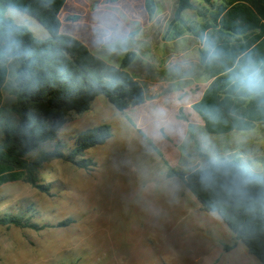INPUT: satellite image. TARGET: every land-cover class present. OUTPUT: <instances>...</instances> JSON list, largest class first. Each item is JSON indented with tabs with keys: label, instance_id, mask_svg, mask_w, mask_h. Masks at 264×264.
<instances>
[{
	"label": "rangeland",
	"instance_id": "rangeland-1",
	"mask_svg": "<svg viewBox=\"0 0 264 264\" xmlns=\"http://www.w3.org/2000/svg\"><path fill=\"white\" fill-rule=\"evenodd\" d=\"M175 1L155 0L151 15L142 0L64 1L60 31L114 66L132 51L125 70L145 98L117 110L98 94L87 110L70 112L53 139L26 154L28 160L66 154L79 131L109 126L107 139L81 153L88 168L58 156L41 162L37 180L46 191L21 179L0 185V216L36 225H0V264H260L214 212L199 208L177 176L167 175L169 167L186 172L232 156L264 173V123L221 134L197 122L177 125L209 81L198 62L203 42L188 28L198 32L220 0H190L194 8L180 12L183 23L172 18ZM3 14L35 37L47 36L31 15L12 7ZM1 104L8 111L4 90Z\"/></svg>",
	"mask_w": 264,
	"mask_h": 264
},
{
	"label": "trees",
	"instance_id": "trees-1",
	"mask_svg": "<svg viewBox=\"0 0 264 264\" xmlns=\"http://www.w3.org/2000/svg\"><path fill=\"white\" fill-rule=\"evenodd\" d=\"M64 1L0 0V185L21 179L46 191L37 180V168L53 156L88 168L90 160L80 155L110 136L106 124L76 133L66 154L45 153L35 160H28L26 154L53 139L68 114L87 110L98 94L117 110L144 101L141 84L125 70L134 53L125 52L114 66L76 37L61 32L58 13ZM142 4L151 15L155 0H142ZM7 7L31 15L47 36L37 38L4 16ZM191 8L190 0H176L172 18L183 23L180 12ZM188 29L203 42L198 62L209 79L190 104L204 131H244L264 123V79L254 90L246 86L247 73L253 69L264 78V0H220L198 32ZM3 90L10 96L8 111L1 104ZM167 175L177 176L200 209L214 212L246 251L264 264V173L243 167L232 156L207 159L203 167L192 166L186 172L169 167ZM0 225L36 227L9 215L0 216Z\"/></svg>",
	"mask_w": 264,
	"mask_h": 264
},
{
	"label": "crops",
	"instance_id": "crops-1",
	"mask_svg": "<svg viewBox=\"0 0 264 264\" xmlns=\"http://www.w3.org/2000/svg\"><path fill=\"white\" fill-rule=\"evenodd\" d=\"M200 96V95H199ZM198 96V97H199ZM198 99V98H197ZM195 101V100H194ZM199 123V125L200 126H202V122H201V120L199 119V117L192 111L191 112V114H186V117H185V119L184 120H182V121H177L176 123H177V125H180V126H182L183 127V129H185V128H189L190 127V125H191V123ZM200 208V207H199ZM209 216H211V215H209ZM203 217H205V215H203ZM205 221V220H204ZM206 222V221H205ZM215 222V221H214ZM207 223V222H206ZM209 223V222H208ZM225 248H226V250H228L229 248H230V246L229 245H225ZM211 264H213V262L211 263Z\"/></svg>",
	"mask_w": 264,
	"mask_h": 264
},
{
	"label": "clouds",
	"instance_id": "clouds-1",
	"mask_svg": "<svg viewBox=\"0 0 264 264\" xmlns=\"http://www.w3.org/2000/svg\"><path fill=\"white\" fill-rule=\"evenodd\" d=\"M262 79L264 78L260 76L259 70L253 69L247 73L246 86L249 87L250 90H254L259 87Z\"/></svg>",
	"mask_w": 264,
	"mask_h": 264
}]
</instances>
